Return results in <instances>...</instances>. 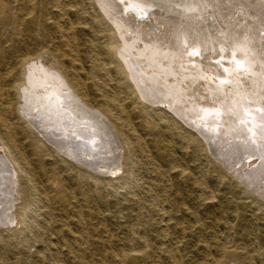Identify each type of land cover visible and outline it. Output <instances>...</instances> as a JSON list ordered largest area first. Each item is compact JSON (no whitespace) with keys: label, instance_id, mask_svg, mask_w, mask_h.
Here are the masks:
<instances>
[{"label":"rangeland","instance_id":"rangeland-1","mask_svg":"<svg viewBox=\"0 0 264 264\" xmlns=\"http://www.w3.org/2000/svg\"><path fill=\"white\" fill-rule=\"evenodd\" d=\"M95 3L104 7L110 25L117 30V37L112 40L108 35L101 36L85 65L91 67L97 61L109 69L107 45L118 43L116 51L120 49L123 55H128L123 61L138 60L136 64L144 70L137 73L138 79L129 77L140 99H146L141 101L144 100L151 111L157 114L163 111L180 122L187 132L200 139L205 151L200 152L182 136L171 157L177 163L169 169L165 163H162L164 167L161 165L150 144L124 146L116 133L97 119L102 133L99 141L102 157L98 162L103 170L78 166L100 181L80 182L67 173H63L66 176L63 184L54 179L37 178L34 185L31 180L32 207L29 209L17 196L13 197L11 211L25 223L19 228L17 224L0 227V264H82L78 255L63 253L68 249L59 244L54 225L50 227L45 223V210H54L60 205L54 197L63 191V185L67 191L80 196L76 199L84 212H94L101 207V213L107 217L115 213L124 218V227L115 228L116 234L140 242L133 248L146 256L144 264H171L173 256L164 253L168 241L181 249L178 253L181 264L203 263L201 241L229 237V232L224 230L225 223L234 227L231 235L236 242L230 247L249 248L256 258L255 264H264V134L260 131L264 128V0H177L176 6L182 8L183 5V13H177L179 8L177 11L155 8L146 0H95ZM82 9L87 18L92 15L89 5ZM81 48L86 51L85 46ZM112 75L99 78L109 92H113L117 82ZM141 78L149 91L147 94L142 89ZM121 97L129 103L135 102L128 95ZM205 110L216 114L205 115ZM159 124L165 128L170 126L166 119ZM213 124L216 126L209 129ZM215 128L219 129L212 133ZM253 128L256 133L251 131ZM165 169L162 179L161 171ZM221 174L232 182L234 193L225 190L218 177ZM102 199L104 204H99ZM181 207L200 218L198 226H203V232L198 234L196 226L193 232L186 234L165 227L184 220ZM140 215L142 220L137 219ZM41 224H45L42 236L35 239L31 228ZM148 227L156 234L165 229L166 242L162 245L153 241ZM246 231H250V236L239 240V233ZM44 243L50 244V249L46 250ZM188 248L191 250L187 251ZM86 256L83 264L92 261L91 253Z\"/></svg>","mask_w":264,"mask_h":264},{"label":"bare ground","instance_id":"bare-ground-1","mask_svg":"<svg viewBox=\"0 0 264 264\" xmlns=\"http://www.w3.org/2000/svg\"><path fill=\"white\" fill-rule=\"evenodd\" d=\"M146 1L155 5V8L157 6L174 11L179 8L180 11L178 10L177 13L184 10L183 5L182 8L176 6L177 0ZM96 3L95 0H0V227L17 224L19 228L25 223L18 214L14 215L11 211L15 202L13 197L17 196L29 209L32 207L34 187L30 184L31 180L34 183L37 178L54 179L63 184L66 181L63 173H67L70 178H77L80 182L85 179L100 181L92 173L85 174V169L78 166L82 165L98 172L102 169L98 162L102 157L99 150L102 133L99 130L98 120L106 123L124 146L140 147L143 143L150 144L161 165L165 163L169 169H173L170 167H174L177 163V160L171 157L182 136H185L188 143L200 152L205 151L200 139L187 132L180 122L161 110H159L160 114L151 111L150 106L144 104V100L141 101L143 97L140 99L137 95L135 84L131 83L129 77L132 75L134 79H138L137 73L140 71L144 73V70L136 64L138 60L136 62L132 60L131 63L123 61L127 54L123 55L124 51H119L120 49L116 51L118 43L107 45L109 69L104 68L105 65L97 61H94L91 67L85 65V60L93 56L96 41L101 36L108 35L112 40L117 37V30L110 25L104 7ZM86 5L90 6L92 13L89 18L82 9ZM83 46L86 47V51L81 48ZM111 74L117 78L113 92L107 91L99 79ZM141 84H144L142 89H145L147 94L149 91L143 78ZM122 94L134 98L135 102H127L121 97ZM209 114L216 113L205 110V115ZM163 119L168 121L169 127L165 128L159 124ZM215 126L216 124H213L209 129ZM218 129H212V133ZM251 131L256 133V128ZM143 135L146 139L142 138ZM250 149L252 150V146ZM104 171L107 172L109 169L104 168ZM23 174H26V177H23ZM161 175L163 179L166 169L161 171ZM218 177L224 183L225 190L234 193L232 182L223 174ZM42 193L47 198V194ZM78 196L76 192L74 194L67 191L63 185V191L54 197L60 205L54 210L46 209L44 214L45 223L50 227L54 225V235L59 240V244L68 249L63 250L65 255H78L82 264L87 260L88 253L92 254V261L86 264L147 262L146 256L133 248L140 243L139 241H129L116 234L115 228L124 227V218L115 213L107 217L101 213L100 206L97 211L84 212L82 206L77 203ZM102 203L104 204L103 199L99 204ZM179 209L184 220L171 226L167 225L166 228L186 234L193 232L191 230L196 226L198 234L203 232V226H198L201 223L198 216L182 207ZM57 217L61 218L58 220ZM142 217L140 215L137 219L142 220ZM223 226L224 230L229 232L227 235L229 237L225 239L212 237L208 240L203 238L200 247L203 263L199 264H255L256 258L249 248L238 244L230 247L236 242L231 235L234 227L230 223H225ZM44 227L45 224L32 226L35 239L41 238ZM161 230V233L156 234L148 227L147 232L153 241L163 245L167 236L164 233L165 229ZM249 236L250 231H246L245 234L239 233L238 239H246ZM166 243L168 244L164 253L173 256L174 260L171 264H181L178 254L181 249L173 247L171 241ZM44 247L46 250L50 249V244L44 243ZM186 250L190 251L191 248Z\"/></svg>","mask_w":264,"mask_h":264},{"label":"snow or ice","instance_id":"snow-or-ice-1","mask_svg":"<svg viewBox=\"0 0 264 264\" xmlns=\"http://www.w3.org/2000/svg\"><path fill=\"white\" fill-rule=\"evenodd\" d=\"M262 118H264V117H262ZM260 131L262 134H264V128H262Z\"/></svg>","mask_w":264,"mask_h":264}]
</instances>
